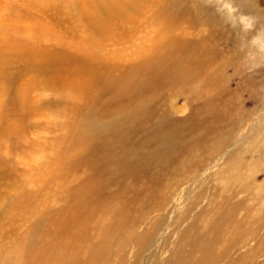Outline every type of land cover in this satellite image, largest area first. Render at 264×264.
<instances>
[{
	"label": "bare ground",
	"instance_id": "bare-ground-1",
	"mask_svg": "<svg viewBox=\"0 0 264 264\" xmlns=\"http://www.w3.org/2000/svg\"><path fill=\"white\" fill-rule=\"evenodd\" d=\"M51 1L58 6L61 0H40L38 5ZM73 1L71 4L77 6L74 19L79 25V29H75L76 36H71L66 42L46 43L48 47L45 50L41 49L43 43L40 42L39 32L26 31L32 33L34 41L25 43L22 34H19L18 44L6 48L5 57L0 58V122L8 113L6 103L16 99L15 94L4 96L5 90L10 88L12 76L3 70V64L9 62L8 67L19 57L25 62L24 69L33 71V76L35 73L40 77L46 75V79L52 73L61 75V87L59 92L56 91L68 104L65 110L57 113L59 121L49 126L56 135L49 141H40V144L30 143L37 158L25 163L11 184L5 179L0 180L14 191L0 216V242L4 243L5 250L3 253L2 249L0 251V264H19V251L26 253V257L22 255L24 264H103L111 245L120 244L135 230L149 210L141 207L137 216H131L129 210L133 200H141L145 189L148 197L152 198L156 192L153 187L162 184L161 177H173L174 171L184 166L182 160L168 165L166 160L179 156L175 142L178 130L169 123L166 113L155 110L154 103L152 105L154 96L145 97L143 91L152 92L165 84L181 91L188 90L194 96H208L207 104L214 107L216 95L223 90L218 94V104L212 109L211 117L219 126L224 125L227 117L224 112L227 86L223 66L233 59L232 55L215 58L216 48L220 47L214 42L219 38L218 29L209 38L196 43L191 41L190 47L174 37L177 32L173 29V20L184 19L186 8L194 0H188L186 4H183L184 0ZM197 8L198 12L185 20L191 23L204 21L213 26L218 23L219 19L214 14L205 15ZM4 11L10 15V10ZM172 29L175 31L172 32ZM4 42L0 38V46ZM139 44L143 47H137ZM127 60L134 63L127 65ZM1 70L4 71L3 76ZM35 82L38 85L40 81ZM34 84L33 87H37ZM27 87L15 89L23 103H26ZM103 93L109 94L106 103L101 100ZM8 125L0 135L10 140L9 147L18 148L16 137L22 136V124L19 122L18 127ZM214 131L211 127L210 133ZM158 144L165 145L167 151L155 149ZM26 150L31 151L29 147ZM2 152L0 146V178L3 174L7 176V170H15V166L10 167L2 157ZM81 165L90 169L89 175L69 187L67 178L71 182L75 170ZM144 170L155 173V176L150 178ZM141 173L146 177V187L144 190L131 189L136 185L134 182L142 177ZM130 192L132 196H128ZM57 194H62V202L44 211L48 204L41 200ZM234 221L237 225L241 224V220ZM234 221L231 226L236 225ZM10 224L15 230L9 233L5 227ZM19 226H23L24 231H16ZM47 231L55 232L56 238L51 236L53 241L42 240ZM219 235L197 237V243L203 244L199 260H207L206 264H211L216 252L213 250L221 238ZM141 239L144 240L140 241V248L147 243L149 235ZM167 264H196V260L186 257L178 263Z\"/></svg>",
	"mask_w": 264,
	"mask_h": 264
},
{
	"label": "rangeland",
	"instance_id": "rangeland-1",
	"mask_svg": "<svg viewBox=\"0 0 264 264\" xmlns=\"http://www.w3.org/2000/svg\"><path fill=\"white\" fill-rule=\"evenodd\" d=\"M71 1L73 0H61L57 6L55 1L38 5L40 0H0V38L5 40L0 46V58L5 57L6 48L18 44L19 34H22L25 43L34 41L32 33L26 31L39 32L40 42L43 43L41 49L45 50L48 47L46 43L57 40L66 42L71 36H76L75 29H79L74 19L77 6H73ZM184 1L183 4L188 3V0ZM197 6L205 15L214 14L219 19L218 23L213 26L205 24L204 21L191 23L185 20L198 12ZM4 10H10L13 14L10 12V15H6ZM185 12L187 16L181 20L182 23L173 20L172 26L176 31H171L177 32L174 37L190 47L191 41L196 43L209 38L218 29L219 38L214 39V42L221 48H216L215 58L232 55L233 60L223 66L224 82L227 86L224 112L227 117L222 126L216 125L215 118L211 117L212 109L218 104V94L223 93V90L215 93L217 95L214 107L207 104L208 96H194L188 90L181 91L165 84L152 92L143 91L145 97L154 96L152 105L154 103L155 110L166 113L169 123L178 130L175 142L179 156L166 160L168 165L182 160L184 166L174 171L173 177H161L162 184L153 187L156 192L152 198L144 190L146 177L140 174L142 177L137 183L134 182L136 185L131 186V189L143 188L145 194L141 200H133L129 213L133 217L137 216L141 207L149 211L126 239L120 244L111 245L103 264H167L178 263L186 257L196 260V264H206L207 260H199L203 254V244H198L196 239L200 236L211 238L217 233H220L221 238L213 250L216 252H213L214 261L211 264L215 261V264H264V0H194L189 3ZM14 32L18 34H13ZM21 59L19 57L15 63L10 62L8 67L9 62L3 64V70L12 76L10 88L5 90L4 96L15 94L16 99L6 103L5 110L8 113L3 118L5 123L0 122V132L9 126L8 123H16L18 127L21 122L23 129L22 136L16 137L20 146L18 148L9 147L10 140L0 135L3 151L1 155L16 170H7V176L1 175L3 177L0 180L5 179L9 184L17 177L16 173L24 168L25 163L37 158V154L32 153L34 150L30 143L40 144V141L43 143L52 139L56 133L49 126L58 122L57 113L68 107L58 93L61 75L52 73L49 74L51 78L47 76L46 79V75L40 77L35 73L33 76V71L27 72L24 69L25 62ZM132 63L134 61L125 62L127 65ZM120 69L125 70L123 67ZM1 74L3 76L4 71L1 70ZM42 79H45V83ZM37 80L40 81L38 85L35 82ZM32 82L37 87H33ZM17 86H28L25 90L26 103L18 99V93L15 92ZM107 97L109 94L103 93V103L107 102ZM211 127L215 129L212 134ZM220 135L223 137L219 138ZM26 147L31 151L26 150ZM155 149L167 151L165 145L160 144ZM144 171L150 174V178L155 176V173ZM88 173L90 169L81 165L75 170L71 182L67 178L70 184L68 186L77 185ZM11 175L16 176L12 178ZM2 181L1 184L4 183ZM3 185L0 187V216L14 194L10 185ZM61 195L41 200L48 204L43 208L44 211L61 203ZM128 196H132V192ZM227 211L229 213L226 214ZM234 220H241V226ZM232 221L236 223L235 226H231ZM214 226L219 227L215 229ZM5 229L9 233L15 230L12 224ZM16 231H24L23 226L17 227ZM54 234L49 231L42 240L53 241L52 237L56 238ZM145 235H149V240L140 248L139 243L144 240L141 238H146ZM96 239L97 237L94 240ZM3 244L0 242L2 253L5 252ZM41 244L38 243L39 246ZM38 245L36 250L39 249ZM19 253L17 261L21 258L18 263L24 264L26 253Z\"/></svg>",
	"mask_w": 264,
	"mask_h": 264
}]
</instances>
